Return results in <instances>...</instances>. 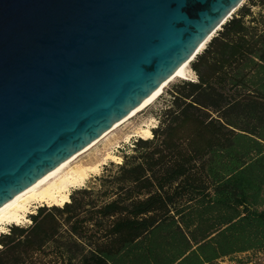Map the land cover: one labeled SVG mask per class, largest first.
Listing matches in <instances>:
<instances>
[{"label":"trees","instance_id":"obj_1","mask_svg":"<svg viewBox=\"0 0 264 264\" xmlns=\"http://www.w3.org/2000/svg\"><path fill=\"white\" fill-rule=\"evenodd\" d=\"M257 7L255 11L253 8ZM137 137L65 204L0 233V264H212L264 253V0H249Z\"/></svg>","mask_w":264,"mask_h":264},{"label":"water","instance_id":"obj_2","mask_svg":"<svg viewBox=\"0 0 264 264\" xmlns=\"http://www.w3.org/2000/svg\"><path fill=\"white\" fill-rule=\"evenodd\" d=\"M243 2L0 0V206L105 136Z\"/></svg>","mask_w":264,"mask_h":264},{"label":"bare ground","instance_id":"obj_3","mask_svg":"<svg viewBox=\"0 0 264 264\" xmlns=\"http://www.w3.org/2000/svg\"><path fill=\"white\" fill-rule=\"evenodd\" d=\"M209 39L210 38H208L202 44V46L198 50L199 52H201L202 49L205 48L206 43L209 41ZM194 58H190L189 60L183 62L168 79H166L159 87H157L137 107L131 110L124 118L120 119L115 124V126L100 140L81 150L62 164L54 167L46 174L38 178L26 189L2 204L0 206V231H7V224L9 223L19 224L24 220H28L29 217L27 213L34 212L32 211V206L35 203H45L47 205L59 206L65 204V202L70 200V193L72 188L84 185L91 172H98L99 170H101L100 166L106 163L108 159L121 162V156L110 151L111 149H107V145H114L118 142L116 141V138H114V140L109 139L108 135L110 133L113 134V131L117 129L122 123L132 118L134 115L151 104L160 95V93H162L168 83L174 78L181 77L183 79H189L190 77L188 75V70L191 69L190 63ZM132 135H138L139 137L148 138L152 136V131L151 128L147 125L145 127H141L140 130L137 129L133 133H127L124 137V140H129ZM105 138L109 142L107 143V145H105V149L107 150L104 153L102 152L103 154L101 153L100 155V153H95L96 155L92 156L91 159L88 158L83 160L81 158L84 155H89L91 152L88 151H90L98 142Z\"/></svg>","mask_w":264,"mask_h":264},{"label":"rangeland","instance_id":"obj_4","mask_svg":"<svg viewBox=\"0 0 264 264\" xmlns=\"http://www.w3.org/2000/svg\"><path fill=\"white\" fill-rule=\"evenodd\" d=\"M249 2V0H244V2L242 3L243 4H247ZM240 7V6H239ZM239 9V8H237ZM237 9L235 10V12L237 11ZM188 75H189V79H191L192 77H194V72L192 69H189L188 70ZM180 80H183V78L181 77H176L174 78L172 81H170L168 83V85L165 87V89L162 91V93H160V95L151 103L149 104L146 108H144L142 111H140L139 113H137L136 115H134L132 118L128 119L127 121H125L124 123H122L117 129H115L113 131V134L110 133L108 135V138L111 139V140H114V138H116V141H118L117 143H115L114 145H107V143L109 142L108 140L103 139L101 140L100 142H98L90 151L88 152H91L89 155H84L82 156L81 158L84 160V159H88L94 155H96L97 153H101L105 152L107 149L114 152L115 154L117 155H121V153L127 149L129 146H131L132 142H133V139L139 137L138 135H132L129 140L125 141L124 140V137L127 133H133L134 131H136L137 129L140 130L141 127H145V126H149L150 128L152 127H155L156 124H157V115L160 113V111L162 110V108L167 104V101L169 100V88L173 86V84L177 83L178 81ZM150 118V119H149ZM145 123V124H143ZM151 125V126H150ZM121 137V138H120ZM113 138V139H112ZM119 138V140H118ZM122 139V140H121ZM124 140V141H123ZM104 143V144H103ZM106 143V144H105ZM104 145V147H103ZM105 145H107V149H105ZM98 148V149H97ZM96 149V150H95ZM96 153V154H95ZM102 153V154H103ZM86 154V153H85ZM93 154V155H92ZM111 162H114V163H119L117 161H112L110 159H108L106 161V163H104L103 165L100 166V169L98 172H91L89 178L86 180L85 184L84 185H87L90 181H93L94 177L99 175L104 167L108 164H110ZM84 185H81V186H84ZM81 186H78V187H81ZM78 187H74L72 188L75 189V188H78ZM71 190V191H72ZM41 205H47L45 203L41 204V203H35L33 204L32 206V211H36L37 207L38 206H41ZM47 206H51V205H47ZM34 212H28L27 215L29 217V215L31 213H34ZM13 224V223H9L7 224V231H8V228L9 226ZM21 225H25V224H30V220H24L22 221L21 223H19ZM6 230L5 231H0V233H4V232H7Z\"/></svg>","mask_w":264,"mask_h":264},{"label":"built area","instance_id":"obj_5","mask_svg":"<svg viewBox=\"0 0 264 264\" xmlns=\"http://www.w3.org/2000/svg\"><path fill=\"white\" fill-rule=\"evenodd\" d=\"M190 80H196V74L194 73V77H192ZM209 264V263H205ZM212 264H264V253L258 252L252 256V258L249 261H245L243 263H239L237 260H232L227 257L225 258H219L216 261H214Z\"/></svg>","mask_w":264,"mask_h":264},{"label":"crops","instance_id":"obj_6","mask_svg":"<svg viewBox=\"0 0 264 264\" xmlns=\"http://www.w3.org/2000/svg\"><path fill=\"white\" fill-rule=\"evenodd\" d=\"M253 9H254L255 11H257V10H258V8H257V7H254Z\"/></svg>","mask_w":264,"mask_h":264}]
</instances>
